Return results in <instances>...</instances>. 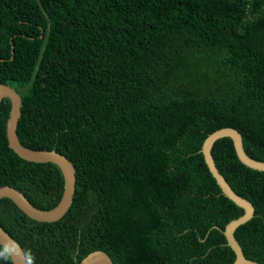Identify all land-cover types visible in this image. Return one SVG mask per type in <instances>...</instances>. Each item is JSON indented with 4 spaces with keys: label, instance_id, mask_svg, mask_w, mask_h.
Here are the masks:
<instances>
[{
    "label": "trees",
    "instance_id": "obj_1",
    "mask_svg": "<svg viewBox=\"0 0 264 264\" xmlns=\"http://www.w3.org/2000/svg\"><path fill=\"white\" fill-rule=\"evenodd\" d=\"M263 16L264 0H0V82L21 96L19 139L77 170L58 220L0 198V225L28 264H79L95 250L115 264L234 262L224 230L244 209L222 192L202 145L235 127L264 161ZM10 110L4 97L0 185L51 209L64 174L10 148ZM212 152L255 206L235 236L264 264V171L245 165L230 137Z\"/></svg>",
    "mask_w": 264,
    "mask_h": 264
},
{
    "label": "water",
    "instance_id": "obj_2",
    "mask_svg": "<svg viewBox=\"0 0 264 264\" xmlns=\"http://www.w3.org/2000/svg\"><path fill=\"white\" fill-rule=\"evenodd\" d=\"M4 97L11 100L10 116L7 122V138L10 148H12L20 157L34 162H53L57 164L65 177V189L60 202L53 208L44 210L34 206L29 199L17 188L11 185H0V198L8 197L25 212L29 217L38 221H55L60 219L69 210L74 197L77 182V170L75 164L65 154L56 150H36L24 146L18 136V124L22 115V103L19 93L9 84L0 82V104ZM223 137H230L233 140L234 147L239 159L250 168L264 171V161L250 156L245 150L244 139L241 132L235 127L227 126L212 132L204 140L202 152L206 163L219 184L222 192L229 199L244 209V213L231 220L225 227L224 234L228 245L235 252V260L232 264H262L259 261L248 258L241 243L235 236L237 228L249 221L255 213V206L246 197L238 194L227 181L226 177L219 170L214 156V143ZM0 244L8 248L13 253L11 259L13 264H28V259L21 244L13 238L0 225ZM79 264H115L112 257L103 250H95L86 255Z\"/></svg>",
    "mask_w": 264,
    "mask_h": 264
},
{
    "label": "clouds",
    "instance_id": "obj_3",
    "mask_svg": "<svg viewBox=\"0 0 264 264\" xmlns=\"http://www.w3.org/2000/svg\"><path fill=\"white\" fill-rule=\"evenodd\" d=\"M12 252L10 249L5 248L3 251H0V259H3L5 261L9 260L12 256Z\"/></svg>",
    "mask_w": 264,
    "mask_h": 264
},
{
    "label": "bare ground",
    "instance_id": "obj_4",
    "mask_svg": "<svg viewBox=\"0 0 264 264\" xmlns=\"http://www.w3.org/2000/svg\"><path fill=\"white\" fill-rule=\"evenodd\" d=\"M264 17V16H263ZM5 83V82H4ZM123 125V124H122ZM208 213H210V212H208ZM202 215V214H201ZM184 220V219H183ZM179 223V222H178ZM184 223V222H183ZM194 228V227H193ZM212 229V228H211ZM190 230V229H189ZM189 234V233H188ZM238 239V238H237ZM1 245V244H0ZM197 246V245H196ZM251 259V258H250Z\"/></svg>",
    "mask_w": 264,
    "mask_h": 264
}]
</instances>
